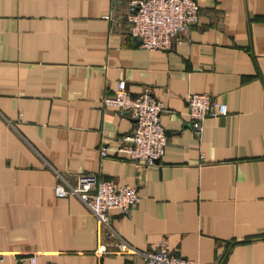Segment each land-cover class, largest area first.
Wrapping results in <instances>:
<instances>
[{
  "label": "crops",
  "instance_id": "0c3cea01",
  "mask_svg": "<svg viewBox=\"0 0 264 264\" xmlns=\"http://www.w3.org/2000/svg\"><path fill=\"white\" fill-rule=\"evenodd\" d=\"M128 1L0 0L2 264H145L98 255L113 241L77 197L55 195L53 169L136 186L137 206L110 213L141 251L165 240L196 264H264V0H196L198 24L168 50L103 17H123ZM119 80L164 106L168 144L153 166L118 150L131 121L102 98ZM203 92L228 114L196 133L186 100Z\"/></svg>",
  "mask_w": 264,
  "mask_h": 264
},
{
  "label": "built area",
  "instance_id": "2783aa9c",
  "mask_svg": "<svg viewBox=\"0 0 264 264\" xmlns=\"http://www.w3.org/2000/svg\"><path fill=\"white\" fill-rule=\"evenodd\" d=\"M103 17L109 21L123 20L127 32L138 40V46L148 50H168L176 38L187 34L198 24L199 6L196 0H129L123 17L115 18L111 13ZM104 106H113L126 114L131 121V130L118 138L119 151L127 154L128 159L138 167L153 166L163 155L168 144V136L161 124L164 111L162 102L157 100L148 88L131 94L124 80H119L115 90L102 98ZM187 116L196 133L202 130L206 118H217L228 114L227 104L210 93H190L187 96ZM102 157L107 148L100 149ZM55 174L54 193L58 197H77L96 219L99 237L113 241L112 246L99 243L98 255L116 253L122 255L139 254L145 264H196L170 250L162 240L156 250L141 251L124 239L111 222V210L120 215L128 214L140 202L136 186L118 184L112 180L101 179L95 173H79L74 181L53 169ZM0 251V264L3 262ZM22 264H36L35 254L22 259Z\"/></svg>",
  "mask_w": 264,
  "mask_h": 264
}]
</instances>
